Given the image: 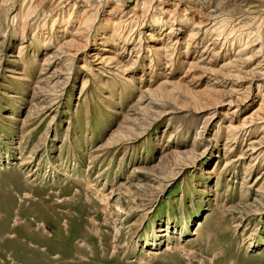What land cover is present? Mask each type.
Listing matches in <instances>:
<instances>
[{"label":"rangeland","instance_id":"374dc122","mask_svg":"<svg viewBox=\"0 0 264 264\" xmlns=\"http://www.w3.org/2000/svg\"><path fill=\"white\" fill-rule=\"evenodd\" d=\"M259 63L264 0H0V264H264Z\"/></svg>","mask_w":264,"mask_h":264},{"label":"bare ground","instance_id":"6f19581e","mask_svg":"<svg viewBox=\"0 0 264 264\" xmlns=\"http://www.w3.org/2000/svg\"><path fill=\"white\" fill-rule=\"evenodd\" d=\"M200 1H202V0H198V2H200ZM221 13V14H220ZM219 15H222V12H221V9L219 8V7H217L216 9H213V10H211V13L208 15V16H204L206 19H207V21H212V23H210V24H212V25H215V24H217L216 23V19H217V17L219 16ZM210 27H212V26H210ZM218 41V40H217ZM257 44V43H256ZM212 45V44H211ZM255 45V44H254ZM246 48V47H245ZM250 48V47H249ZM255 48V47H254ZM206 49V48H205ZM162 50H166V48H163ZM243 50H245V49H243ZM243 50H239V52H242ZM257 50H260L259 48L257 49ZM238 52V53H239ZM261 52V51H260ZM237 53V54H238ZM257 53H259L258 51H257ZM260 54V53H259ZM206 55V54H205ZM203 56V58L201 59V61H203V62H205V58H206V56ZM257 55V54H256ZM256 55H255V57H256ZM254 56V55H253ZM252 56V57H253ZM258 56V55H257ZM246 58V57H245ZM241 59L242 58H234L233 60H235V62H236V60L238 61V64L240 63L239 61H241ZM244 59V58H243ZM232 60V61H233ZM244 60H247V59H244ZM248 63V62H247ZM240 65V64H239ZM241 67V66H240ZM257 68L256 69H264V63H259L258 64V66H256ZM260 72V71H259ZM258 72V73H259ZM263 72H264V70H263ZM254 74V73H253ZM102 202H105L106 200L105 199H103V200H101ZM167 250H169V248H167ZM151 252L152 251H146V255L147 256H149L148 254H151ZM146 256V257H147ZM141 264H143L142 263V261H141Z\"/></svg>","mask_w":264,"mask_h":264}]
</instances>
